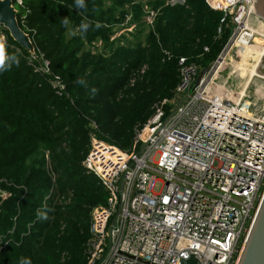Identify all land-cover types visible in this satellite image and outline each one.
I'll return each instance as SVG.
<instances>
[{"label":"trees","instance_id":"16d2710c","mask_svg":"<svg viewBox=\"0 0 264 264\" xmlns=\"http://www.w3.org/2000/svg\"><path fill=\"white\" fill-rule=\"evenodd\" d=\"M142 1L85 0L87 8L77 9L75 0H22L18 25L52 75L35 73L29 53L0 26L7 52L20 61L0 72V191L7 195L0 200V264H86L92 211L107 200L82 164L90 123L98 126L99 140L129 150L152 107L174 99L179 59L206 68L224 46L226 35L217 37L222 14L206 0H152L157 14L145 39L115 44L112 37L128 17L145 31ZM81 21L91 24L86 35H71L69 28ZM95 42L105 53L87 49ZM53 76L62 92L52 89ZM171 109L166 105V115Z\"/></svg>","mask_w":264,"mask_h":264},{"label":"built area","instance_id":"2783aa9c","mask_svg":"<svg viewBox=\"0 0 264 264\" xmlns=\"http://www.w3.org/2000/svg\"><path fill=\"white\" fill-rule=\"evenodd\" d=\"M13 4L22 6V0ZM206 4L222 14L217 37L227 26L231 31L204 74L179 59L174 99L153 106L127 151L99 140L96 125H90L82 164L107 200L92 211L86 264L238 263L264 195V101L258 107L249 96L234 94L232 84L231 90L219 86L218 78L228 68L227 58L264 38V31L252 25L254 0ZM27 61L35 73L52 75L49 61L35 50ZM50 85L57 93L64 90L57 77ZM182 97L186 100L165 122L166 105ZM156 183L161 189L153 193Z\"/></svg>","mask_w":264,"mask_h":264},{"label":"rangeland","instance_id":"374dc122","mask_svg":"<svg viewBox=\"0 0 264 264\" xmlns=\"http://www.w3.org/2000/svg\"><path fill=\"white\" fill-rule=\"evenodd\" d=\"M152 0H143L142 4H143V11H144V17L142 18V24H143V29H145V31H143L141 34L139 32V26L133 22H130V17H128V19L126 20V23H124L121 27L117 28V30L115 31L112 39L114 41V43L116 44V42L119 43H134L136 42L138 39L143 41L145 39V36L147 35V33L149 32V30L153 29L154 27V21H155V17L157 14V11H155L149 4V2ZM171 1H177V0H171ZM169 0H166V3H168ZM254 26H256L255 24H253ZM261 29H263L264 31V26L261 27ZM230 31H231V26H227L224 28L223 31V35H226V38L229 37L230 35ZM262 34H264V32H262ZM259 39V41L257 40ZM254 42H252L251 45L247 46V50H242L240 49L237 56L235 57V59L231 58L230 56L227 59V63H228V68H224L223 72H222V76H220L218 78V85L219 86H223V87H227V85L232 84L234 86V89L236 92H239L240 90V83H243V90H247L248 88H251L252 82L255 80H258V76L263 75L264 74V56L262 58L261 61V66L263 67H259L258 72H257V67H255V69H253V67L255 66V63L257 62L258 56L255 60V55H256V51L255 48H258L261 45V48H259L257 51H261L262 46H264V38L263 37H257ZM260 40L263 41L262 44L260 43ZM87 49L89 51H91L92 53H105V51H103L102 46L100 44V42H95L90 46H87ZM264 53V51H263ZM165 55L167 57H169L168 53L165 52ZM209 65V63H208ZM207 65V66H208ZM146 67V66H145ZM142 69V73H144L146 68ZM250 68V71H249ZM204 68L199 67V73H201V71ZM230 71H229V70ZM253 71V75H251L250 81L247 83L248 79H249V73ZM229 72V73H228ZM133 80V85H135L136 82V78H132L130 81ZM259 81V80H258ZM254 83H258V82H254ZM264 82L261 81V86H264L263 84ZM233 92V91H232ZM234 93V92H233ZM260 97V98H258ZM257 103L260 104L264 101V98L262 97V95H257L256 96V100ZM176 103V102H175ZM174 103L170 104V106H173ZM152 112H153V107H152ZM153 114V113H152ZM94 123L91 122L90 125ZM95 124V123H94ZM96 125V124H95ZM95 129H98V126H95ZM92 129V128H91ZM93 130V129H92ZM91 133V132H90ZM97 134V133H96ZM137 152H139V149L137 150ZM161 186L159 183H156L154 188L152 189L153 193H158V191H160ZM7 195L4 192L0 191V200L5 198Z\"/></svg>","mask_w":264,"mask_h":264},{"label":"water","instance_id":"95a60500","mask_svg":"<svg viewBox=\"0 0 264 264\" xmlns=\"http://www.w3.org/2000/svg\"><path fill=\"white\" fill-rule=\"evenodd\" d=\"M254 13L259 19L264 21V0H254ZM0 26L6 29L13 41H15L27 53H34V45L30 40L29 35L26 34L18 25L17 10L13 4V0H0ZM204 72L205 71H202L200 73V77L204 74ZM197 84L198 81L195 83V86H197ZM185 100L186 97H182L174 104L169 115L165 118V122H167L174 115L177 108ZM145 147L146 144H142L140 151H142ZM115 223L116 217H114L112 225L108 229V240L110 239V232L115 226ZM183 263L198 264L193 259ZM237 264H264V195Z\"/></svg>","mask_w":264,"mask_h":264},{"label":"clouds","instance_id":"9594fccd","mask_svg":"<svg viewBox=\"0 0 264 264\" xmlns=\"http://www.w3.org/2000/svg\"><path fill=\"white\" fill-rule=\"evenodd\" d=\"M76 8L77 9H86L87 5L85 4V0H75ZM62 25L66 28L69 26V20L67 17L63 18L61 21ZM91 24L90 22H84L81 21L80 25L76 29L69 28V32L71 35H76L77 32H79L81 35H86L90 28ZM100 24H96V28H99ZM19 57L17 54H9L7 52V41L6 37L0 36V72L9 71L12 69L13 66H19ZM79 83H84V81H78ZM93 92L96 91V89H92ZM39 218L42 220H46L48 218L46 212H38L37 213ZM22 264H31L30 260L24 259L22 261Z\"/></svg>","mask_w":264,"mask_h":264},{"label":"bare ground","instance_id":"6f19581e","mask_svg":"<svg viewBox=\"0 0 264 264\" xmlns=\"http://www.w3.org/2000/svg\"><path fill=\"white\" fill-rule=\"evenodd\" d=\"M253 24H255L256 25V27L258 28V30L259 29H261V27H263L264 26V22H261V21H259V18L256 16V18L254 19V20H252V25ZM257 40V39H256ZM257 41H259V39L257 40ZM262 42L263 41H261L260 40V43L262 44ZM247 46L248 45H246L245 47H243V48H241L242 50H247ZM259 48H261V45L258 47V48H255V51H256V57H255V60H256V58H257V56H258V59H257V62L255 63V66L253 67V69H255V67H257L258 66V68H257V72H258V69H259V67L261 66V61H262V58H263V56H264V53H263V51H264V46H262V49H261V51H257ZM228 59V58H227ZM249 71H250V68H249ZM259 73V72H258ZM251 75H253V71H251L250 73H249V79H248V81H247V83L250 81V78H251ZM259 78H258V80H255V81H253L252 82V85H251V88H248L247 90H243V83L241 82L240 83V90H239V92H236L235 91V89H233L232 91L234 92V94H237L238 93V95H247V96H249V98L254 102V103H256V105L258 106V107H260V104L259 103H257L255 100H256V96L257 95H262V97L264 98V86H261V81L262 82H264V74L263 75H260L259 74V76H258ZM252 79V78H251ZM254 82H258V83H254ZM264 84V83H263ZM227 89H229V90H231V87L230 86H228L227 87ZM251 102V101H250Z\"/></svg>","mask_w":264,"mask_h":264}]
</instances>
